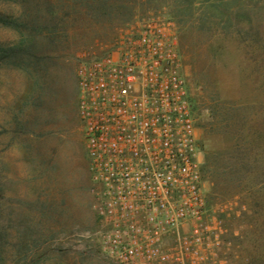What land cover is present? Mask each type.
I'll return each instance as SVG.
<instances>
[{
	"label": "rangeland",
	"instance_id": "rangeland-1",
	"mask_svg": "<svg viewBox=\"0 0 264 264\" xmlns=\"http://www.w3.org/2000/svg\"><path fill=\"white\" fill-rule=\"evenodd\" d=\"M110 2L97 17L78 2L50 0L63 22L46 68L0 63V264H112L96 241L75 71L148 16L178 28L204 189L226 230L222 264H264V0ZM22 10L0 0L2 16ZM21 39L0 24L2 47Z\"/></svg>",
	"mask_w": 264,
	"mask_h": 264
},
{
	"label": "built area",
	"instance_id": "built-area-1",
	"mask_svg": "<svg viewBox=\"0 0 264 264\" xmlns=\"http://www.w3.org/2000/svg\"><path fill=\"white\" fill-rule=\"evenodd\" d=\"M179 47L176 23L148 16L75 71L96 241L112 264H222L226 254Z\"/></svg>",
	"mask_w": 264,
	"mask_h": 264
},
{
	"label": "trees",
	"instance_id": "trees-1",
	"mask_svg": "<svg viewBox=\"0 0 264 264\" xmlns=\"http://www.w3.org/2000/svg\"><path fill=\"white\" fill-rule=\"evenodd\" d=\"M20 2L21 15L17 19L0 15V24L21 33L18 45L6 49L0 45V63L10 61L14 66L28 69L36 65L46 68L47 52L54 48V33L61 27L63 17L51 6L50 0H13ZM85 8V15L97 16L112 8L110 0H71ZM42 55V56H37ZM43 62V63H42ZM42 63V64H41ZM203 169V166H202Z\"/></svg>",
	"mask_w": 264,
	"mask_h": 264
}]
</instances>
